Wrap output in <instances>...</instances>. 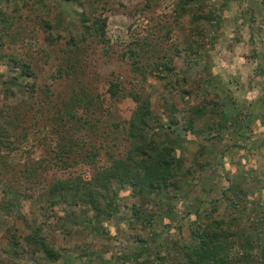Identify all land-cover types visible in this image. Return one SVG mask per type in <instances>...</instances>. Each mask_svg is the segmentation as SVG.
Wrapping results in <instances>:
<instances>
[{
    "label": "rangeland",
    "instance_id": "rangeland-1",
    "mask_svg": "<svg viewBox=\"0 0 264 264\" xmlns=\"http://www.w3.org/2000/svg\"><path fill=\"white\" fill-rule=\"evenodd\" d=\"M179 1L109 0L111 11L98 10L99 15L108 18L109 44L89 41L78 57L72 53L70 43L72 37L82 36L78 17L82 10L77 4L44 0L45 6H35L39 11L22 12L0 50V109L15 121L13 137L17 145L5 160L6 184L0 185V264H135L136 232L130 230L129 222L131 206L137 199L121 192L117 199L119 213L106 220L92 214L86 217L79 207H53L47 193L58 179H91L97 167L106 165L108 153L116 157L124 154L128 121L137 106L131 93L140 92L143 98H150L158 115L173 105L183 107L181 90L170 85L176 74L170 81L169 77L160 81L155 71L150 72L153 67L143 75L134 71L132 60L124 57L130 42L128 28L136 21L140 39L148 37L153 42L147 46L146 61L154 66L162 63V56H172L175 73L202 86L198 92L194 87L187 89L194 91L192 101L206 108L203 118L195 123L196 133L182 132L187 141L179 139L182 144L177 155L187 167L197 165L199 170L189 179V197L178 199L172 206L176 214L173 222H166L171 223L168 227L161 224L155 229L164 238L169 231V240L179 239L182 235L174 229V222H181V241L187 240L190 220L182 222L181 217L192 209V203L196 207L200 201L204 212L218 207L217 213L230 219L227 211L233 210L228 200L236 199L241 204L236 213L238 222L247 229L264 217V0L230 2L227 9L225 0H203V8L192 6L195 16L183 19L182 25L175 18ZM7 3L0 0V8ZM150 3L152 7L146 10ZM58 11L62 16L57 15ZM145 11L149 19L142 17ZM49 12L54 15L53 25L58 17L63 18L62 25L53 32L55 38L60 36L55 45L47 42L40 27ZM216 13L223 18L221 26L207 19ZM199 16L205 17L196 22L202 34L194 36L183 26ZM191 44L192 54L187 53ZM8 55L30 66L33 75L25 84L36 83L34 92H20L13 87L11 93L15 95H11L10 85L4 81L9 82L17 72H12L1 58ZM146 61H142L144 68L148 67ZM114 82L119 83L121 91L118 99H111L109 92ZM73 89L77 96L86 91L94 105L89 106L85 97L82 107H67L64 102L71 101ZM67 109L75 114L74 120L69 121ZM177 116L182 118L183 114ZM70 138L80 142L74 148L79 156L74 153L62 167L55 164L57 148ZM95 152H100L99 166L81 158ZM241 191L246 194L238 199L234 194ZM165 217L161 215L162 220ZM38 227L61 253L59 261L51 263L41 254H27V239ZM13 240L27 251L20 258L6 252Z\"/></svg>",
    "mask_w": 264,
    "mask_h": 264
},
{
    "label": "trees",
    "instance_id": "trees-1",
    "mask_svg": "<svg viewBox=\"0 0 264 264\" xmlns=\"http://www.w3.org/2000/svg\"><path fill=\"white\" fill-rule=\"evenodd\" d=\"M6 1L9 3L0 8V50L4 49L6 38L12 33V29L23 11L33 10L37 12L39 8L36 9V5L45 6L44 0H33V5L30 3L31 0ZM58 1L77 4L82 10L78 16L82 27V36L72 37L70 40V43L73 44L71 51L74 55L78 57L79 53L82 54L85 50L84 44L89 41H97L103 45L109 44L108 18L98 14L99 8L103 12L112 10L109 0ZM239 1L243 0H225L224 7L227 9L230 2ZM203 3V0H180L175 8L177 22L182 25L183 19L186 20L187 17L195 16L194 10L196 9L192 6L199 5V8H203ZM151 7L152 3L148 4L146 10H150ZM144 14L143 19H149L148 12L145 11ZM57 15L62 16V12L58 11ZM53 18L54 15L49 12L40 23L41 30L50 45L57 44L60 36L55 38L53 32L63 23V18L58 17L56 25H53L51 21ZM202 19L205 17H194V20L188 23L189 25L183 27L191 31L194 36H200L202 31L196 22ZM207 19L211 21L212 25L215 23L217 26H221L223 22L221 13L211 14ZM138 26V21H136L128 28L127 34L130 42L126 47L124 57L132 60L134 71L143 75L153 67L150 72L154 74L155 71L156 78L160 81H166L167 77L170 81L172 76L176 74L178 77L175 81H170V85L181 90L179 95L184 103H182L183 107L178 109L176 105H173L165 114L158 115L153 111L150 98H143V94L140 92L131 93L137 106L128 121L126 137L124 138L128 145L124 154L116 157L108 153L109 159L106 165L101 168L97 167L95 174L89 180L77 177L54 181L47 193L50 205L53 207L60 205L79 207L82 215L86 217L92 214L97 219L110 220L120 211V205L117 201L121 197L120 193H129L130 197L138 200L131 206L132 214L129 222L130 230L136 232L134 238L137 247L133 254L135 264H264V217L256 219L251 229L244 228L245 226L238 222L239 217L236 213L240 210L238 207L240 208L241 204L236 199L228 200L233 210V213L227 211L230 219L217 213L218 207L204 212L201 201L196 207H193L194 204L192 203V209L188 211L187 215L181 217L182 222L190 220V238L187 240L181 241L184 238L181 222H174V229H177L182 235L179 239L169 240V231L164 238L162 233L155 229L157 225L161 224L168 227L171 223L167 224L166 222H173L174 219L172 218L176 214V209L172 206L176 204L178 199L189 197V179L194 178L195 173L199 170H196L197 165L187 167L185 160L177 155V150L180 143L185 140L182 132L195 134V123L203 118L206 108L205 105H198L196 101H192L194 91L187 89L194 87L198 92L202 86L198 82H189L187 77L177 75L172 56H162V63H155L154 66L146 61L149 58L147 46H151L153 42L148 37L140 39ZM194 43L201 46L196 42ZM189 46L187 53L192 54L194 46L192 44ZM1 58L5 59L6 66L12 72H17L10 78L9 82L4 81V84L10 85L9 92L11 93L13 87L20 92L30 90L34 92L36 83L33 86L25 84V81L33 75L30 66L25 65L22 60L14 55H8L6 58L1 56ZM143 60L147 62L146 66L148 67L144 68ZM68 68L72 69L71 66ZM59 74L62 78L61 69ZM66 74L69 75L70 73L66 71ZM74 90L71 101L65 100L64 102L67 107H82L85 97L88 99L89 106L94 105L93 98L88 96L86 91H83L85 94L77 96ZM109 92L111 99H118L121 92L119 83H112ZM11 95H15V93L12 92ZM225 100L229 102L230 99L225 97ZM86 108L90 109V107ZM65 114L69 116V121L74 120L75 114H71L70 109H67ZM179 114H183V117L179 118L177 116ZM240 116L242 114H238V117ZM15 126V121L10 118L9 113L7 114L5 110L0 109V185L6 184L7 166L5 160L9 154L17 149L16 138L13 137L14 130H16ZM180 137L183 139L181 142ZM66 143L57 148L55 161L57 163L55 164H62V167L73 158L72 155L76 153L74 148L80 145V142L74 138L68 139ZM200 152L203 151L199 150ZM75 156H79V154L76 153ZM99 156L100 152H95L81 158L87 159L85 163L95 166ZM229 191H232V186L229 187ZM229 191H225L224 194L228 195ZM245 194V191H241L234 195L241 199ZM233 214L236 216L233 217ZM161 215H166L164 220L161 219ZM162 238L164 241L161 240ZM11 244L13 246L10 245L6 251L10 256L20 258L26 254L27 251L19 245L17 240H13ZM27 244L30 246L27 254H41L45 260L51 263H55L61 258V253L42 236L41 227H38L35 233L28 237Z\"/></svg>",
    "mask_w": 264,
    "mask_h": 264
}]
</instances>
